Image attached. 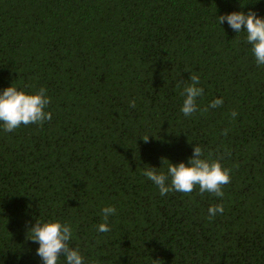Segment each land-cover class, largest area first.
<instances>
[{"label": "trees", "instance_id": "1", "mask_svg": "<svg viewBox=\"0 0 264 264\" xmlns=\"http://www.w3.org/2000/svg\"><path fill=\"white\" fill-rule=\"evenodd\" d=\"M241 10L264 17V0H0V90L44 87L52 113L0 122V264H43L37 219L69 224L85 264H264V65L219 23ZM191 73L204 94L186 117ZM195 144L232 169L224 196H161L143 170Z\"/></svg>", "mask_w": 264, "mask_h": 264}, {"label": "clouds", "instance_id": "2", "mask_svg": "<svg viewBox=\"0 0 264 264\" xmlns=\"http://www.w3.org/2000/svg\"><path fill=\"white\" fill-rule=\"evenodd\" d=\"M225 21L235 32H246V41L252 46L251 51L256 64L264 65V17L253 10L247 12L241 10L219 15V23L223 25ZM189 80L191 83L185 84L181 93L184 96L181 111L186 117L197 112V99L204 94L203 87L199 86V75L191 73ZM177 87H180L179 83ZM50 102L51 98L44 87L28 92L12 83L0 90V122L3 124V130L12 132L21 125H43L52 118V113L46 111ZM222 104L223 98H216L206 108L200 110L207 111L208 108H216ZM130 106L133 108L136 106L135 99L130 102ZM237 115L235 110L231 113L233 119ZM227 133L228 129H224L223 134ZM142 138L146 143L149 141L147 135ZM166 159L162 158V165ZM231 172L232 169L224 166L221 157L213 158L212 153L205 156L204 149L195 144L193 155L187 162H171L166 172L157 171V167L154 166L147 167L143 170V175L158 187L161 196L173 191L190 194L198 186L200 194L209 192L217 197H223V186L230 183ZM208 212V218L212 219L218 213L223 214L224 206L223 204L211 206ZM115 213V206L103 208L104 223L99 224L98 231H110L107 221ZM29 231L31 235L28 238L39 244L36 255L41 258L43 264H58L61 256L66 258V264H85L79 247L70 246L73 232L69 224L59 219L47 222L37 219L35 224L29 227L28 233ZM87 264H99V261L90 260Z\"/></svg>", "mask_w": 264, "mask_h": 264}]
</instances>
